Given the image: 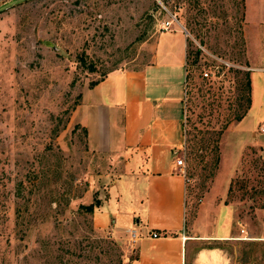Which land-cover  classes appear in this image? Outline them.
<instances>
[{
	"label": "rangeland",
	"instance_id": "1",
	"mask_svg": "<svg viewBox=\"0 0 264 264\" xmlns=\"http://www.w3.org/2000/svg\"><path fill=\"white\" fill-rule=\"evenodd\" d=\"M162 32L172 50L158 64H178L187 41L186 231L223 233L202 244L226 264H264V0H24L0 11V264H134L130 236L81 207L102 204L118 170L88 147L78 105L109 72L150 64Z\"/></svg>",
	"mask_w": 264,
	"mask_h": 264
},
{
	"label": "crops",
	"instance_id": "2",
	"mask_svg": "<svg viewBox=\"0 0 264 264\" xmlns=\"http://www.w3.org/2000/svg\"><path fill=\"white\" fill-rule=\"evenodd\" d=\"M167 33L158 35L150 64L109 72L83 93L78 105L88 147L100 153L104 166L118 170L94 219L100 227L110 224L117 234L134 231V264H226L218 246L202 244L226 238L223 233L186 231L191 228L186 223L187 181L176 159L184 145L187 41L176 50L178 64H158L160 53L172 50L159 45ZM250 79L249 110L255 98L252 72Z\"/></svg>",
	"mask_w": 264,
	"mask_h": 264
},
{
	"label": "trees",
	"instance_id": "3",
	"mask_svg": "<svg viewBox=\"0 0 264 264\" xmlns=\"http://www.w3.org/2000/svg\"><path fill=\"white\" fill-rule=\"evenodd\" d=\"M186 63L187 60H186ZM186 70H187V67H186ZM98 81H95L93 82L91 85H95ZM243 82V85H244V89L246 91V104H247V108H250V104H251V79H250V73L249 72H245L244 73V79L241 81ZM247 111H245L242 115L236 117V121H240L243 116L245 115ZM100 205V200H95L87 205H81L82 208H84L87 212H93L94 210V207L95 206H99Z\"/></svg>",
	"mask_w": 264,
	"mask_h": 264
},
{
	"label": "built area",
	"instance_id": "4",
	"mask_svg": "<svg viewBox=\"0 0 264 264\" xmlns=\"http://www.w3.org/2000/svg\"><path fill=\"white\" fill-rule=\"evenodd\" d=\"M174 21H175V16L172 15L170 19L165 20V21L162 23V27H163V29H167V30L170 29V30H172L171 25L174 23ZM215 70L217 71V73H219V72L221 71V68H218V66H216ZM210 74H211L210 71H204L203 76H204V77H209ZM260 131H261V132H264V125H262V126L260 127ZM176 163H177V165H178V166L181 168V170H182L183 167H184L183 160L180 159V158H178V159H176ZM182 171H183V170H182ZM183 173H184V172H183ZM186 181H188V178H187V177H186ZM241 231L243 232L244 230H241ZM152 236H153V237H156V236H157V233H156V232H153V233H152ZM130 238L132 239L133 242H135V240H136V236H135L134 231H130Z\"/></svg>",
	"mask_w": 264,
	"mask_h": 264
},
{
	"label": "water",
	"instance_id": "5",
	"mask_svg": "<svg viewBox=\"0 0 264 264\" xmlns=\"http://www.w3.org/2000/svg\"><path fill=\"white\" fill-rule=\"evenodd\" d=\"M22 1H24V0H12V1H10V2H8V3H6V4L2 5V6H0V11H3L7 7L12 6V5H14L16 3H19V2H22Z\"/></svg>",
	"mask_w": 264,
	"mask_h": 264
}]
</instances>
